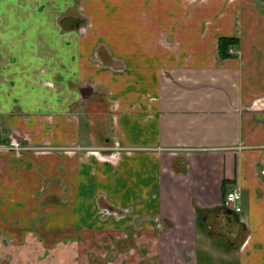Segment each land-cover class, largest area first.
Returning <instances> with one entry per match:
<instances>
[{"label":"crops","instance_id":"obj_1","mask_svg":"<svg viewBox=\"0 0 264 264\" xmlns=\"http://www.w3.org/2000/svg\"><path fill=\"white\" fill-rule=\"evenodd\" d=\"M262 171L264 0H0V264H264Z\"/></svg>","mask_w":264,"mask_h":264},{"label":"rangeland","instance_id":"obj_2","mask_svg":"<svg viewBox=\"0 0 264 264\" xmlns=\"http://www.w3.org/2000/svg\"><path fill=\"white\" fill-rule=\"evenodd\" d=\"M122 214L123 212L120 211L119 215ZM214 238H216V246L214 244L212 245L205 236L198 235V247L203 251L199 264H238V257L235 250L231 247L229 251H225L223 249L224 246L219 245V243L223 244L224 241L217 237Z\"/></svg>","mask_w":264,"mask_h":264},{"label":"built area","instance_id":"obj_3","mask_svg":"<svg viewBox=\"0 0 264 264\" xmlns=\"http://www.w3.org/2000/svg\"><path fill=\"white\" fill-rule=\"evenodd\" d=\"M234 54V48L228 49V55ZM4 150L15 154L16 156H21L23 152L27 151L28 148L23 145V143L15 140L9 139L7 145L3 148ZM262 175L264 176V171H262ZM241 195L238 188H233L231 191L226 193L224 199L222 201L223 206L232 213H239L241 211L240 207Z\"/></svg>","mask_w":264,"mask_h":264},{"label":"trees","instance_id":"obj_4","mask_svg":"<svg viewBox=\"0 0 264 264\" xmlns=\"http://www.w3.org/2000/svg\"><path fill=\"white\" fill-rule=\"evenodd\" d=\"M236 44H237V42H236L235 39L224 38V37L219 38L218 41H217V46H216V51H217L218 57L221 58V59L227 58L228 57V49L231 48V47H235ZM192 207H193L194 213H195L197 218L201 217V215L204 214V213L210 212L209 209H204V208L197 207L194 203L192 204ZM217 208H215L213 210H216V211L217 210H222V211H225V212H230L223 206V204H221ZM109 209H113V208H109Z\"/></svg>","mask_w":264,"mask_h":264},{"label":"flooded vegetation","instance_id":"obj_5","mask_svg":"<svg viewBox=\"0 0 264 264\" xmlns=\"http://www.w3.org/2000/svg\"><path fill=\"white\" fill-rule=\"evenodd\" d=\"M7 143H8V142H7ZM3 148H4V147H3ZM3 148H2V149H3ZM3 150H4V149H3ZM5 151H6V150H5ZM7 152H8V151H7ZM23 154H24V152L22 153V155H23ZM22 155H21V156H22ZM21 156H19V157H21ZM106 210L109 211V212H114L113 209H106Z\"/></svg>","mask_w":264,"mask_h":264}]
</instances>
